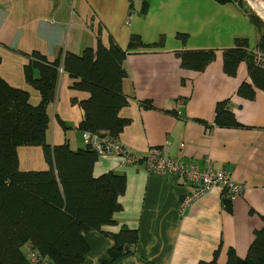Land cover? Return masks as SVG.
Returning a JSON list of instances; mask_svg holds the SVG:
<instances>
[{"label": "crops", "instance_id": "0c3cea01", "mask_svg": "<svg viewBox=\"0 0 264 264\" xmlns=\"http://www.w3.org/2000/svg\"><path fill=\"white\" fill-rule=\"evenodd\" d=\"M129 11L130 20L125 23ZM130 34L139 36L142 46L123 60L127 75L121 90L127 104L118 115L129 122L117 140L138 157L168 141L167 157L202 164L209 156L214 166L227 170L246 187L231 200L230 211L224 209L221 190L215 186L181 215L179 200L186 184L177 176L147 173L140 161L121 165L113 154L97 156L93 176L115 172L125 177V190L118 197L121 209L113 214L115 223L102 231L113 233L120 227L137 231L133 251L110 264H203L216 249L220 263L229 249L244 258L254 231L264 225V92L257 90L252 100L241 98L236 89L248 80L245 64H239L234 76L222 69L221 50L233 46L234 37H246L254 51L253 26L235 4L0 0V77L9 86L25 90L28 102L36 104L39 94L25 81L23 53L38 51L52 61L60 50L81 54L97 42L108 46L110 37L125 49ZM177 34H184L185 40ZM208 48L215 50V58L202 71L180 67L175 52ZM71 81L65 72L58 76L55 98L47 107L48 141H66L72 149H80L85 145L77 124L83 113L77 102L88 93L72 89ZM223 100H229L239 125L214 124V107ZM16 151L19 170L48 168L39 146H19ZM83 239L88 250L82 264L108 259L113 244L109 237L91 230L83 233Z\"/></svg>", "mask_w": 264, "mask_h": 264}, {"label": "trees", "instance_id": "16d2710c", "mask_svg": "<svg viewBox=\"0 0 264 264\" xmlns=\"http://www.w3.org/2000/svg\"><path fill=\"white\" fill-rule=\"evenodd\" d=\"M215 1L235 4L254 28V51L242 36L234 37L233 46L221 50L226 75L234 76L239 64H245L248 80L239 84L236 94L252 100L257 90L264 92V22L244 0ZM145 10L146 4L139 13ZM177 37L185 40L184 34ZM139 46V36L130 34L125 49L110 37L108 46L97 42L95 48L86 47L81 54L60 50L52 61L38 51L23 53L27 57L25 81L39 94L36 104L28 102L25 90L9 86L0 77V264H31L25 246L47 256L50 264H82L88 250L83 233L91 230L113 241L108 259L99 260L101 264H110L133 251L136 229L102 231L103 226L115 223L113 214L121 209L118 197L125 190L124 175L106 172L93 176L97 155L85 143L80 149H72L66 141L49 143L47 107L55 98L59 74L65 72L72 79V89L88 93L85 100L77 102L83 113L77 124L81 134L117 137L129 122L118 115L127 104L121 90V81L127 75L123 60ZM175 54L181 68L193 71H202L215 58L211 48L181 49ZM228 103L229 100L216 103L215 125H239ZM25 145L41 148L47 169L19 170L16 150ZM222 205L230 211V201L222 199ZM217 254L218 249L203 264H264V225L254 231L244 258L229 249L220 263Z\"/></svg>", "mask_w": 264, "mask_h": 264}, {"label": "built area", "instance_id": "2783aa9c", "mask_svg": "<svg viewBox=\"0 0 264 264\" xmlns=\"http://www.w3.org/2000/svg\"><path fill=\"white\" fill-rule=\"evenodd\" d=\"M131 12L127 14L125 23H129ZM82 138L97 156L113 154L121 165L140 161L147 173L177 176L186 184L185 193L179 200L181 215L193 200L215 186L220 188L222 199L230 202L234 197L241 195L246 187L245 184L235 181L227 170L214 166L209 156L203 158L202 164L198 161L185 162L167 157L165 150L168 141L158 147L148 149L144 156L138 157L122 145L116 137L83 132ZM24 250L31 264H50L47 256L38 254L29 246H25Z\"/></svg>", "mask_w": 264, "mask_h": 264}, {"label": "rangeland", "instance_id": "374dc122", "mask_svg": "<svg viewBox=\"0 0 264 264\" xmlns=\"http://www.w3.org/2000/svg\"><path fill=\"white\" fill-rule=\"evenodd\" d=\"M244 1L246 2L247 6L251 8V10H253L256 14H258L261 17L262 21L264 22V1L263 0H244ZM200 41L204 42V39ZM255 42H256V36H255ZM218 44L219 43L215 44L214 46Z\"/></svg>", "mask_w": 264, "mask_h": 264}, {"label": "water", "instance_id": "95a60500", "mask_svg": "<svg viewBox=\"0 0 264 264\" xmlns=\"http://www.w3.org/2000/svg\"><path fill=\"white\" fill-rule=\"evenodd\" d=\"M264 1V0H263Z\"/></svg>", "mask_w": 264, "mask_h": 264}]
</instances>
